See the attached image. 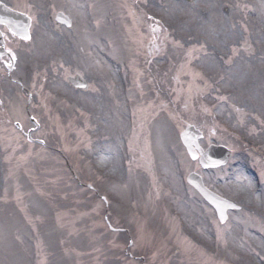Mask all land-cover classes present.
<instances>
[{"label": "rangeland", "instance_id": "rangeland-1", "mask_svg": "<svg viewBox=\"0 0 264 264\" xmlns=\"http://www.w3.org/2000/svg\"><path fill=\"white\" fill-rule=\"evenodd\" d=\"M3 1L31 64L0 57V264H264V0ZM187 124L225 166L188 159ZM191 171L240 209L221 224Z\"/></svg>", "mask_w": 264, "mask_h": 264}, {"label": "water", "instance_id": "water-1", "mask_svg": "<svg viewBox=\"0 0 264 264\" xmlns=\"http://www.w3.org/2000/svg\"><path fill=\"white\" fill-rule=\"evenodd\" d=\"M57 20L69 25V21L62 17V15H59ZM0 23L6 24L17 36L27 37L28 19L6 9L2 5H0ZM1 40L2 36L0 34V41ZM69 81L75 87L86 88V83L78 76L69 78ZM201 136V133L195 130L193 126H187L180 134V139L191 159L195 160L199 157L195 151L196 148L200 154L198 160L201 167L206 169L225 165L230 157V151L224 146H210L207 150L202 151L198 146V139L201 138ZM187 181L216 209L220 221H224L226 219V210L231 208L232 205L206 189L198 175L191 173Z\"/></svg>", "mask_w": 264, "mask_h": 264}, {"label": "bare ground", "instance_id": "bare-ground-1", "mask_svg": "<svg viewBox=\"0 0 264 264\" xmlns=\"http://www.w3.org/2000/svg\"><path fill=\"white\" fill-rule=\"evenodd\" d=\"M101 163L104 165V163H106V159H101Z\"/></svg>", "mask_w": 264, "mask_h": 264}]
</instances>
